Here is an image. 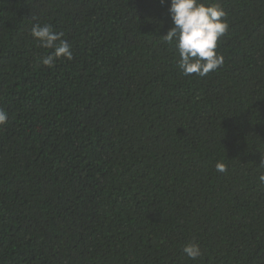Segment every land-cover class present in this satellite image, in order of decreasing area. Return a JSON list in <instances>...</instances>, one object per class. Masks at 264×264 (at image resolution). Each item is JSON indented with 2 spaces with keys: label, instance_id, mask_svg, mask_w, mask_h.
<instances>
[{
  "label": "trees",
  "instance_id": "obj_1",
  "mask_svg": "<svg viewBox=\"0 0 264 264\" xmlns=\"http://www.w3.org/2000/svg\"><path fill=\"white\" fill-rule=\"evenodd\" d=\"M202 2L229 25L205 77L170 0H0V264H264V0Z\"/></svg>",
  "mask_w": 264,
  "mask_h": 264
},
{
  "label": "clouds",
  "instance_id": "obj_2",
  "mask_svg": "<svg viewBox=\"0 0 264 264\" xmlns=\"http://www.w3.org/2000/svg\"><path fill=\"white\" fill-rule=\"evenodd\" d=\"M160 2L164 4L167 0ZM168 11L173 27L163 37L167 43L175 44L179 53L177 66L183 75L205 77L222 66L224 57L216 49L218 39L229 27L224 9L217 3H204L202 0H170ZM31 35L41 47L52 50L50 55L39 58L44 66L50 68L60 58L72 59L70 43L62 39V34L55 32L52 25L34 24ZM8 119L9 114L0 108V126L6 125ZM261 165L264 166V160H261ZM216 171L226 172V164L217 162ZM259 181L264 184V174L259 176ZM182 251L191 260L202 255L200 246L195 243L185 245Z\"/></svg>",
  "mask_w": 264,
  "mask_h": 264
}]
</instances>
